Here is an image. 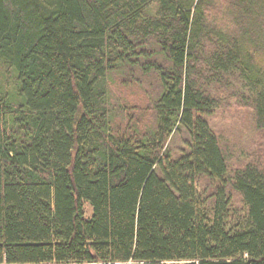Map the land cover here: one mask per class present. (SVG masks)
<instances>
[{
	"label": "trees",
	"instance_id": "trees-1",
	"mask_svg": "<svg viewBox=\"0 0 264 264\" xmlns=\"http://www.w3.org/2000/svg\"><path fill=\"white\" fill-rule=\"evenodd\" d=\"M4 261L264 264V0H0Z\"/></svg>",
	"mask_w": 264,
	"mask_h": 264
},
{
	"label": "rangeland",
	"instance_id": "rangeland-1",
	"mask_svg": "<svg viewBox=\"0 0 264 264\" xmlns=\"http://www.w3.org/2000/svg\"><path fill=\"white\" fill-rule=\"evenodd\" d=\"M235 81V80H234ZM237 83L239 86L242 83ZM243 87V86H242ZM230 102V101H229ZM229 105L218 112L213 120L214 125L218 126L221 135L224 139L234 144L237 147H250V139L253 135V125H252V112L250 109H240L237 105ZM187 135L185 133H178L173 137L171 141V147L174 155L181 153L182 140L186 139ZM86 215L90 217L92 215V207L88 202L86 203Z\"/></svg>",
	"mask_w": 264,
	"mask_h": 264
},
{
	"label": "built area",
	"instance_id": "built-area-1",
	"mask_svg": "<svg viewBox=\"0 0 264 264\" xmlns=\"http://www.w3.org/2000/svg\"><path fill=\"white\" fill-rule=\"evenodd\" d=\"M0 264H9V263L4 261ZM41 264H60V263L52 262V263H41ZM66 264H122V263H120V262L92 261V262H71V263H66Z\"/></svg>",
	"mask_w": 264,
	"mask_h": 264
}]
</instances>
